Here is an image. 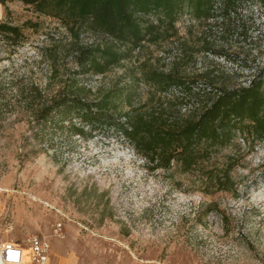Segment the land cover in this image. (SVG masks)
Here are the masks:
<instances>
[{
	"label": "rangeland",
	"instance_id": "rangeland-1",
	"mask_svg": "<svg viewBox=\"0 0 264 264\" xmlns=\"http://www.w3.org/2000/svg\"><path fill=\"white\" fill-rule=\"evenodd\" d=\"M60 2L0 0V240L26 246L37 235L47 264H264V140L236 134L199 151L185 174L173 156L152 172L135 146L147 132L126 140L104 126L128 110L126 96L135 107L151 97L142 115L183 114L184 103H163L177 89L143 82L174 61L198 104L264 77V10L253 0H211L201 16L186 0L175 15L136 9L147 35L129 43L65 15ZM90 59L101 72L78 63ZM106 94L102 127L84 126V136L51 107L62 96L103 103ZM243 122L245 131L253 120Z\"/></svg>",
	"mask_w": 264,
	"mask_h": 264
},
{
	"label": "trees",
	"instance_id": "trees-1",
	"mask_svg": "<svg viewBox=\"0 0 264 264\" xmlns=\"http://www.w3.org/2000/svg\"><path fill=\"white\" fill-rule=\"evenodd\" d=\"M60 1V7L66 10L65 15L77 14L76 19L88 23L91 29L108 34L116 41L134 43V41H143L147 35V30L140 28V22L134 18L133 12L136 9L147 11L154 7L166 15H175L174 12L182 0ZM186 1L189 5H194V12L200 16L210 11L211 0ZM253 1L264 10V0ZM211 17H213L212 14L207 16V18ZM146 29L149 28L146 27ZM106 52L103 51V54ZM109 56L112 59L116 58L114 53H109ZM78 63L86 72H89V69L101 72L102 69L100 62L94 59H90L87 64L80 60ZM177 65V61H174L165 73L152 74V80L157 82L154 85L152 84L155 81L151 80L152 84L150 85L151 82L143 78V82L157 92L167 93L170 89H177V93H174L171 99L162 101L163 103L171 101L174 104L182 105L184 103L186 105L185 112L183 114L179 112L178 117L172 121L162 120L161 115L155 112H145L146 114L142 115L141 111L151 97L143 105L135 107L134 98L130 100L129 96H126L125 106L128 110L119 115L116 114L118 119H115V122H108L109 124L104 123L101 118L102 113L108 109L106 98L109 97V94L105 95L103 103L92 100L87 102L79 99L78 95L62 96L50 99V101L52 100L51 107L56 109V116L60 117V120H65L66 124L70 125L72 132L83 136L85 135L84 126H87L89 130H95L94 128L102 127L100 121L104 123V126L108 125L114 128L126 140L130 137L133 138L140 131L147 132L148 140L138 139L135 146L142 145L141 151L143 150L148 159L146 168L152 172L157 167L167 168L173 156L177 163L174 168L184 173L191 166L190 164L194 162L196 164L199 151L201 154H205L209 144L228 146L235 142L236 134H240L244 138L243 140L248 142L264 140V89L260 90L259 88L260 81L263 80L262 70L254 74L250 86H238L232 91L222 92L223 94L216 99L214 96L204 95L198 99V104L195 102V95L198 92H193L189 86L184 85L183 81L189 80V78L181 75L182 71H176ZM81 90L84 91L83 88ZM178 90L185 91V94L179 95ZM192 96H194V101H192ZM180 100L182 102H179ZM46 108L48 109V107ZM245 117L253 120L251 125L248 124L249 126L245 127L246 132L240 127L245 124L243 122ZM151 132L152 134H150ZM154 147L159 154L153 152ZM202 147H204L203 150Z\"/></svg>",
	"mask_w": 264,
	"mask_h": 264
},
{
	"label": "built area",
	"instance_id": "built-area-1",
	"mask_svg": "<svg viewBox=\"0 0 264 264\" xmlns=\"http://www.w3.org/2000/svg\"><path fill=\"white\" fill-rule=\"evenodd\" d=\"M29 253L26 254V252ZM49 245L37 235H32L26 246L12 241L0 240V264H25L24 259L30 258V263L47 264Z\"/></svg>",
	"mask_w": 264,
	"mask_h": 264
},
{
	"label": "bare ground",
	"instance_id": "bare-ground-1",
	"mask_svg": "<svg viewBox=\"0 0 264 264\" xmlns=\"http://www.w3.org/2000/svg\"><path fill=\"white\" fill-rule=\"evenodd\" d=\"M26 254H27V252H26ZM24 261H25V259H24Z\"/></svg>",
	"mask_w": 264,
	"mask_h": 264
}]
</instances>
